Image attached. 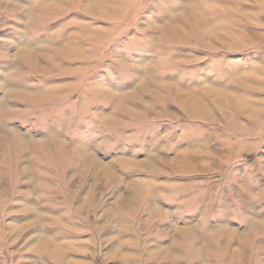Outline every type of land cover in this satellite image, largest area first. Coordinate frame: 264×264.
I'll return each mask as SVG.
<instances>
[{
    "label": "rangeland",
    "instance_id": "obj_1",
    "mask_svg": "<svg viewBox=\"0 0 264 264\" xmlns=\"http://www.w3.org/2000/svg\"><path fill=\"white\" fill-rule=\"evenodd\" d=\"M0 264H264V0H0Z\"/></svg>",
    "mask_w": 264,
    "mask_h": 264
},
{
    "label": "bare ground",
    "instance_id": "obj_2",
    "mask_svg": "<svg viewBox=\"0 0 264 264\" xmlns=\"http://www.w3.org/2000/svg\"><path fill=\"white\" fill-rule=\"evenodd\" d=\"M26 90H27V89H26ZM30 93H31V92H30ZM34 93H35V92H34ZM27 96H28V95H27ZM29 96H30V95H29ZM238 102H239L238 104H241V105H243V104L245 103V101H244L243 99H241V98L238 100Z\"/></svg>",
    "mask_w": 264,
    "mask_h": 264
}]
</instances>
